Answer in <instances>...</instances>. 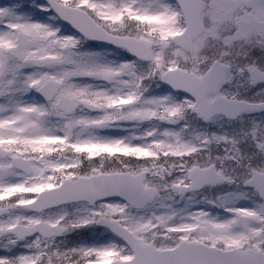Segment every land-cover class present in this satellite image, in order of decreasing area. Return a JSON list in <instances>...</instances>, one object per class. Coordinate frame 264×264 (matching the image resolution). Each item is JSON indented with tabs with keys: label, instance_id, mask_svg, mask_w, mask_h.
Returning <instances> with one entry per match:
<instances>
[{
	"label": "snow or ice",
	"instance_id": "snow-or-ice-1",
	"mask_svg": "<svg viewBox=\"0 0 264 264\" xmlns=\"http://www.w3.org/2000/svg\"><path fill=\"white\" fill-rule=\"evenodd\" d=\"M0 264H264V0H0Z\"/></svg>",
	"mask_w": 264,
	"mask_h": 264
}]
</instances>
